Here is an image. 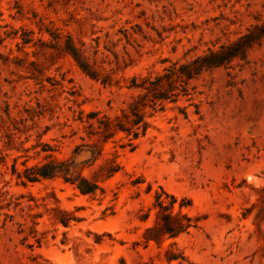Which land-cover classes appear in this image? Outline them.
<instances>
[{
    "label": "rangeland",
    "instance_id": "rangeland-1",
    "mask_svg": "<svg viewBox=\"0 0 264 264\" xmlns=\"http://www.w3.org/2000/svg\"><path fill=\"white\" fill-rule=\"evenodd\" d=\"M0 264H264V0H0Z\"/></svg>",
    "mask_w": 264,
    "mask_h": 264
},
{
    "label": "trees",
    "instance_id": "trees-1",
    "mask_svg": "<svg viewBox=\"0 0 264 264\" xmlns=\"http://www.w3.org/2000/svg\"><path fill=\"white\" fill-rule=\"evenodd\" d=\"M211 54H215V52L213 50H211ZM230 55H231L230 57H233V56L237 55V52H233ZM207 58H208L207 56H198L196 59H194V61L192 62V64H194L193 70H190L189 72H187V76L191 77V76H194L195 74H197L202 69V67H204V65H205L204 61ZM222 61L223 60H214L213 62H208V65H214V64L216 65V64L221 63ZM170 70H171L170 71L171 73L168 76L169 78H171L172 80H176V81L177 80L184 81L183 74H181V73H183L181 69L171 68ZM162 78H163V76H161V75H159L157 78V82L159 83V85L162 84ZM47 164L54 165L53 166L54 168L57 167V164L55 162H51V163H46V164L42 165L39 169H41L43 166H45ZM56 171H57L56 169H54L53 172H39V170L38 171H32L31 173L26 174V177L28 180L33 181V180L39 179V175L44 176V177H51V176L55 175ZM76 179H77L76 186L79 187V189L82 193H92L95 191L96 184H92L88 179L81 177L79 180V183H78V177L73 179V178H70L69 176H65V180L70 181L72 183H75Z\"/></svg>",
    "mask_w": 264,
    "mask_h": 264
}]
</instances>
